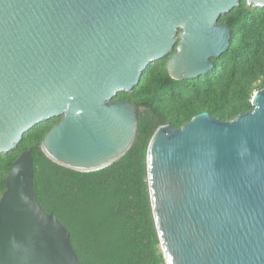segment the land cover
<instances>
[{
	"label": "water",
	"instance_id": "water-1",
	"mask_svg": "<svg viewBox=\"0 0 264 264\" xmlns=\"http://www.w3.org/2000/svg\"><path fill=\"white\" fill-rule=\"evenodd\" d=\"M264 7V0H246ZM239 0H0V154L56 117L40 142L53 162L103 168L131 146L136 106L113 101L165 56L173 79L213 68ZM252 109L159 125L146 151L166 264H264V87ZM33 157L13 161L0 196V264H79L69 230L33 188Z\"/></svg>",
	"mask_w": 264,
	"mask_h": 264
},
{
	"label": "trees",
	"instance_id": "trees-1",
	"mask_svg": "<svg viewBox=\"0 0 264 264\" xmlns=\"http://www.w3.org/2000/svg\"><path fill=\"white\" fill-rule=\"evenodd\" d=\"M228 25V49L213 68L191 79H173L165 61L150 62L131 91L113 101L137 108L138 126L128 150L109 165L77 171L50 160L40 149L45 133L61 117L42 121L11 151L0 154V196L13 161L23 150L33 157V188L45 212L69 230L79 264H166L150 203L146 151L154 130L181 127L208 112L220 120L252 109L253 93L264 87V7L239 5L219 17Z\"/></svg>",
	"mask_w": 264,
	"mask_h": 264
}]
</instances>
